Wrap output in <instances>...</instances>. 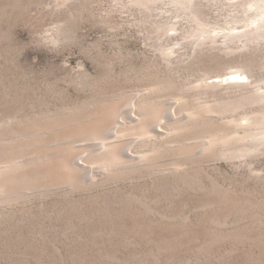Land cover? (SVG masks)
<instances>
[{"label": "rangeland", "instance_id": "374dc122", "mask_svg": "<svg viewBox=\"0 0 264 264\" xmlns=\"http://www.w3.org/2000/svg\"><path fill=\"white\" fill-rule=\"evenodd\" d=\"M129 1L0 0V124L90 98L70 81L73 73L100 78L107 70L118 76L133 67L163 64L154 45L159 40L177 49L176 62L182 54L186 62L195 59L188 74L199 66L217 67L216 50L197 49L201 57L195 58L197 46L190 41L196 36L153 31L142 20L149 12ZM69 9L75 11L73 21ZM206 11L212 17L225 10ZM61 26V40L49 42L54 34L59 37ZM217 53L226 60L237 51ZM114 85H123L130 98L146 87L119 80L107 84L108 91ZM171 96L161 98L170 103L175 101ZM248 141L259 145V140ZM196 173L190 182L167 180L162 173L156 184L147 180L2 206L0 264H264V209L250 205L235 211L221 202L225 193L264 201V154L206 161ZM127 191L143 200L128 198Z\"/></svg>", "mask_w": 264, "mask_h": 264}, {"label": "bare ground", "instance_id": "6f19581e", "mask_svg": "<svg viewBox=\"0 0 264 264\" xmlns=\"http://www.w3.org/2000/svg\"><path fill=\"white\" fill-rule=\"evenodd\" d=\"M163 2L166 7L158 0H130L129 5L149 12L142 20L153 31L182 30L196 36L190 41L196 50L237 53L223 60L214 51L216 68L199 66L188 74L195 59L186 62L182 54L176 62L177 49L159 40L154 45L163 64L133 67L118 76L107 70L100 78L73 73L70 81L90 92V98L56 110L18 114L0 124V207L147 180L156 184L162 173L167 180L173 176L190 182L206 161L264 154V74L258 73V68L264 70V0ZM214 6L225 11L209 17L206 8ZM68 13L73 21L74 9ZM60 31L62 26L59 37L54 34L48 41H60ZM119 80H137L146 87L131 98L123 85L115 83L108 91L107 84ZM161 95H172L175 101H164ZM249 139L259 145H248ZM126 194L143 200L133 191ZM221 202L235 211L250 205L264 209V201L227 193Z\"/></svg>", "mask_w": 264, "mask_h": 264}]
</instances>
